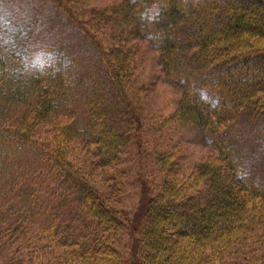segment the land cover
Instances as JSON below:
<instances>
[{
	"label": "trees",
	"instance_id": "1",
	"mask_svg": "<svg viewBox=\"0 0 264 264\" xmlns=\"http://www.w3.org/2000/svg\"><path fill=\"white\" fill-rule=\"evenodd\" d=\"M51 1L88 38L95 69L61 52L48 69L28 71L25 59L0 52V210L10 235L24 238L23 252L56 264H197L193 249L177 248L184 240L213 256L237 247L246 264H264V177L246 170L237 140L245 117L264 123V0H121L88 18L78 11L83 0ZM101 27L112 31L111 49ZM134 39L149 41L167 80L182 89L166 123L214 134L216 154L180 180L174 153L160 150L155 163L165 175L145 200L142 226L126 235L127 215L67 157V143L84 140L101 168L122 161L132 138L142 142L128 94ZM52 120L57 132L39 138L38 126ZM67 202L74 205L68 220L56 211ZM38 211L59 216L43 226L42 244L28 225ZM46 246L67 250L62 263Z\"/></svg>",
	"mask_w": 264,
	"mask_h": 264
},
{
	"label": "rangeland",
	"instance_id": "2",
	"mask_svg": "<svg viewBox=\"0 0 264 264\" xmlns=\"http://www.w3.org/2000/svg\"><path fill=\"white\" fill-rule=\"evenodd\" d=\"M120 1L83 0L78 11L88 18ZM52 4L54 3L51 0H0V52L6 57L15 54L25 59L28 71L48 69L54 65L56 55L61 52L76 59L77 67L87 65L90 71H94V52L88 38L75 23L60 15ZM99 31V38L111 49L112 31L108 27H101ZM130 44V56L134 61L132 75L128 80V94L143 121L137 118L143 131L142 142L138 143L132 138L127 153L121 158L122 161L110 167H98L95 156L85 145L86 142H81L80 139H72L67 143V157L89 176V182L107 203L127 215L129 228L125 233L135 235V228L142 226L145 200L152 189L155 191L159 188L165 175L155 163L156 154L160 150L173 152L180 170L172 175L184 180L202 161L213 158L216 148L213 144L214 134L209 131L189 124L166 123L178 105L182 89L167 80L158 51L148 40L134 39ZM75 104V116L80 127H83L88 115L82 96L77 97ZM52 121L38 126L39 138L51 139L57 132L55 120ZM239 123L242 124V134L237 140L247 161L245 168L257 178L264 177V123L251 125L247 117ZM65 200H59L58 203H64ZM56 201L50 204L54 206ZM65 204L56 211L57 214L61 212L68 220L72 211H67L74 205L70 202ZM57 214L53 211L48 214L38 211L28 220V225L36 235V243L42 244L46 237L42 234V228L50 217ZM7 221L6 213L0 210V264H56L47 259L48 255L44 257L34 252H23L21 245L24 238L17 232V236L10 235L11 232L6 230ZM126 235L122 238L125 245ZM120 248L127 250L125 246ZM177 248L181 255L189 254L192 252L189 249H193L195 257L198 258L197 264H246L243 259L248 255L246 251L233 247L224 250L221 255L215 252L213 256L207 254L208 250H200L184 240L178 243ZM44 249L56 256L59 263H62L67 253L63 248L46 246ZM55 250H58L60 255H57ZM261 253L262 251L256 252L255 255Z\"/></svg>",
	"mask_w": 264,
	"mask_h": 264
}]
</instances>
